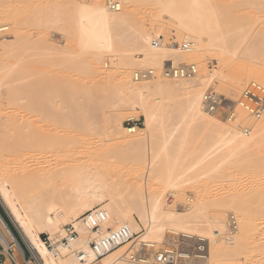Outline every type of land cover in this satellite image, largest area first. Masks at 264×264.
Returning a JSON list of instances; mask_svg holds the SVG:
<instances>
[{"label": "bare ground", "instance_id": "1", "mask_svg": "<svg viewBox=\"0 0 264 264\" xmlns=\"http://www.w3.org/2000/svg\"><path fill=\"white\" fill-rule=\"evenodd\" d=\"M153 1L159 3L161 5L162 11L168 13L165 19L171 27L176 30L180 28L185 31V33L178 41H172L167 47L165 46V43L168 42L166 41V37L159 36L160 46L155 47L152 44V38H149L150 36L148 35L146 36L137 34V36H135L133 34L124 32L118 33L117 29L115 28V26H117V24H119V22H121V20L125 17L124 15L127 12L128 2ZM118 6V10L113 11L109 8V6L97 5L90 12H88L89 14L86 13L85 16L89 18L84 20L83 26L98 25L100 27V31H97L96 34L100 37L103 35L102 42L104 43V47L97 46L94 49L95 54L99 53L100 49H107L106 51L110 52L108 53V56H113L117 59L115 61L117 62V65L120 64L119 66H117L119 68L125 64L124 60L131 59L134 55H142L140 60H143V62H146L148 65H150V69L147 70L153 71L150 76L142 79V81H140L138 85L133 84L130 78H123L120 82H117L118 89H120V101H118L119 99L117 100L119 102H117L118 106L115 112L110 116L106 128L110 133L114 135L115 140L120 144L119 147H123L125 150L127 149V151L125 152H131L133 153V155L139 153L143 155V158H146V154L149 152L150 148L148 145L149 142L147 140L148 133L150 131L151 133L153 132L152 130H150L152 128L161 127L162 123L160 122L161 120L163 122L164 118H162L160 122L159 118L162 117V109L166 108L163 105L171 98L175 99L174 97L176 96H181L180 98H182L183 101L180 102V108L177 109L176 106L177 110L168 112L170 113V118H168L170 120L168 121L169 123H171L169 125H172L173 127L178 125L176 129L173 127L171 128L172 131H169L170 134L172 132L177 133V130H179V128H182L180 127L182 125L185 127L182 128L184 130L183 134L180 133L179 135L178 132V134L172 133L170 135V137L173 139L176 138L174 137L175 135L177 136V139H179L180 136V139L178 140V146L180 142H182L181 138L184 137L185 138L183 141L185 143L180 144V147H182L181 145L186 144L188 138V126L189 129L194 128V131L196 129L197 131L200 129V134L203 137L205 135L208 136V138L205 137L208 139V141H210L209 138L212 139V141L214 140L217 146H228L230 148H234L235 150L239 149L242 154L244 152L247 153L249 151H252L254 147L263 142L264 113L259 119L252 122L250 126V136H248V138H245L244 136V138H241L240 132L234 129V124L230 125L225 120H219L211 113H209V111L203 104V95L206 91L207 86L215 85V83L222 85V87L226 90V92L224 93L234 92L237 89L243 88L244 83L247 79L246 72L250 61H253L255 63L257 62L259 64L255 69L252 70L249 77L253 79L263 80L262 84L264 85V61H262L263 63H261L258 58L262 55L260 51H264V31L256 27L251 29L248 27L249 30L242 34H239L237 31L238 27L236 26L235 21V19L237 18L248 19L251 17H256L258 21L262 20L261 24L264 25V0H122V2L119 3ZM235 8H238V10H234ZM3 13V11H0V30L7 29V27L3 25L7 22L5 18L6 13ZM98 17L100 18L99 21L97 23H94V18ZM20 23L21 21H17V18L16 20L11 22L13 26V34H11L10 37H18V32L21 28ZM75 23L77 24V22ZM75 23L71 24L72 26L70 25V28H72V30L76 31L77 33L78 24L76 25ZM73 25H76L77 30L73 27ZM95 32L96 31H94L93 34ZM79 39H81L80 36L75 35V40L77 42L79 41ZM180 41L192 43L191 48L185 51V53H183L184 51L180 52L175 48V45L180 43ZM100 44L101 43H98L97 45ZM52 46L50 54H52V57H56L58 54L55 55L57 52L54 54V51L56 50L54 48L55 46ZM118 46L126 47V49L127 47L135 46L136 48L131 49V52L125 51L126 49L116 52ZM239 48L242 49L239 50ZM6 49L7 48H4L3 51L6 52ZM80 49H84V46H80ZM76 51L74 48V50H65L63 54L61 52L62 58L61 56L60 58L63 61L60 63L63 66H60L62 68L64 67L65 70L69 68H65L64 65H66L67 63V66H69V56ZM35 52L37 53V51ZM2 53L3 52L1 51V54ZM77 56L79 57L80 62H84V64L86 63V68H83H85L86 71H90L91 63L86 62L87 60L82 57L81 52L78 53ZM183 59L192 62L191 64H193L194 66L198 65L200 73L197 77H186L182 79V82L180 84H173V81L170 82L163 78L160 74V71L154 70L155 67L161 64L162 66L166 67L170 66L171 64L176 65L178 63H182L181 60ZM220 59L225 60L224 65L226 66V68L223 71H217V66H215L213 68L214 70H212L210 67L213 64H208V60H213L218 65V61ZM34 63H36V61ZM4 64H0V85L5 84L6 87L2 91H0V97L4 95V98L6 100V102H4L6 104H4V108H6L7 110L1 111L0 114V134H4L7 141V146H5L4 149H0V202L5 208L11 221L15 225L26 247L31 251L32 255L42 264H81L75 258L74 254L70 251H64L62 255L58 257L50 256L48 248L40 238V234L47 233L49 237L53 239L57 237L63 230V227H60V224H77L79 217L95 207L104 208L109 212L110 223L112 225H115L116 223H125L129 225L131 230L135 233L140 231L139 222L134 216V214L137 213L145 228L142 233L138 234L136 237L134 236L126 244L115 249L107 256L97 261L95 264H150V257L156 255L155 251L148 257L149 260H135L134 262H132V260H129V256L135 251H140L143 245H152L154 247L156 244L169 243L170 239L169 237H167L166 231L174 234H182V236L184 237H197L196 240L198 241V243H200V241H207L209 247V257L205 260H199L198 264H206L208 262V259L210 258V254L216 257L217 263L216 261L214 262L215 264H218L219 262L217 258L220 260L221 256L225 252H227L226 250H224V248H227L228 250L230 249L229 252L233 253L234 249H237L238 246L248 248L249 245L257 242L260 239L259 236L264 235L263 229L258 228L260 223H256L257 218H252L253 216L259 215L264 212V187L263 189L262 187H256V190H252V200L247 203L239 196V193L235 189V187L238 186L237 182L238 179H240L238 175L240 174L241 170H250L248 176H251V178H257V180L261 178L263 179L264 161L261 164H258V168L255 169L253 166H251V164H247L246 166L238 165L240 160L237 159V163H235L237 167L234 168V170H232L231 172H228V170H226L228 172L226 173V176L224 175L225 173H221V170H216L215 173L213 172L214 174H216L214 177L215 179L221 176L220 183L214 179V181H216L215 183L221 184L219 188L225 186L224 180H226L227 178L225 184H230L228 186H231L232 190H230L233 191L231 193L232 195H230L238 201L237 205L233 207L237 208L238 210H245L249 213V215H251L249 219H246V221H249L250 223L236 235L237 242L235 244H229L230 238H226L224 236H221L220 238L214 237L215 231H219V233L222 234L224 232V229H227V231L231 229L230 222L225 221L223 223H219L207 218L203 213V209L198 205L200 202L199 200H197V202L193 204L195 209H193V211L191 210V212H182L180 210L181 208L177 207L175 209H165L161 201L164 194L157 193L155 196L151 191H147V184L150 178L148 174V178L146 176L143 181L139 182V185L137 187H132L129 192L127 191V194H125L126 196H123L122 199L107 192V184L105 182L98 181V176H95L94 174L87 176L84 173L81 165H77L73 169H70V172L68 173V175L73 178L75 186V191L72 195H65L64 189L61 188V183L58 185H53L52 187L44 190L41 189L42 183L48 180L55 169L60 165L61 159L59 160L58 153L61 152V149L56 150L54 147H46V143L39 142L37 140L39 130L36 120H40V118H38V115H41V108L39 109L38 107L39 105H43L46 107L48 106L47 108L50 109L49 114L51 113L50 116H52L53 114H57V112L55 111L56 109H53L54 106H56L55 104L57 96L56 94H52L50 96H47L46 98L44 97L45 99L42 101L43 98H40L39 95L41 94H38V88L36 89L35 87L38 82V78H36L37 68L34 65L33 68H31L33 71V78L28 83V93L21 95L17 94V87L14 81L16 79L15 74L19 71V67H16L15 64ZM56 65L58 67L59 62L56 63ZM83 68L81 71H85L83 70ZM110 70L112 69L110 68ZM60 71H62V69H60ZM232 71H235L236 73V78L234 80H230ZM103 73L109 78L113 76L111 75L112 72L108 70L103 71ZM7 77L9 81L5 80V78ZM160 77L165 79L167 82H160V85L157 86L158 89H156L157 93L155 92L154 96V93H151V88L154 86L151 80L159 79ZM86 80L88 81V79H84V81L80 79L81 82L78 83L80 88L82 86L83 88L86 87H84V85H87ZM75 91L76 93H78L77 90ZM68 93H70V91ZM72 94L75 95L74 92H72ZM218 94L220 96L224 95L223 92H219ZM73 95H71V97ZM76 96H78V94ZM67 98L68 97H66L65 99ZM73 98L75 99L76 97ZM166 98L169 99H167V101L158 103L162 99L166 100ZM69 99L70 98H68L67 100ZM173 99L172 101H174ZM231 99L232 98H228L225 96L222 98V102L224 101L230 104L231 101V104L235 106V103L232 102ZM172 101L170 100V102ZM170 102H167L166 106H168V103ZM0 105L3 106V103H1V101ZM175 105L177 104H174V107ZM86 107L85 109H87ZM125 108L140 110L141 115L144 118L143 128L136 127L132 132V129H129V127H126L124 125L125 121H131L135 119V116L132 113L128 114L126 118L123 117L125 115H122V113ZM167 111L168 110H166V113ZM62 112L58 113L60 114V118L62 117L61 122L64 125L62 126L65 127H62V131H64V134L66 135H71L73 130H78L75 129L77 125H74V123L72 122L73 119H69L72 118V115L70 116L68 111L63 113V115ZM41 116H43V114ZM97 117L98 116H96V118ZM52 119L55 120L54 117ZM75 120L76 119L74 118V121ZM156 123H160L159 126L155 127L154 124ZM71 125L75 127H72ZM80 126L81 125H79L77 128H79ZM80 128H82L83 130L82 126ZM185 129L187 131H185ZM86 132L85 134L88 133ZM164 133L165 132H163V134ZM185 133L187 136L185 135ZM164 137L169 138V141L173 140L168 137V132ZM208 141L206 140L204 142ZM166 143L167 147L170 146L169 142L166 141ZM47 149L53 150L48 160L44 159L43 156L45 150ZM137 149H140L141 152ZM2 151H7L11 158L8 159L5 155L2 154ZM190 155H187L186 158L184 156V158L188 161L189 159L187 158H190ZM193 156L194 155H192V157ZM192 157L190 158V161H193H188L187 165L184 164L186 167L182 171L185 170V172L191 173V171L193 170L192 168L197 167L200 170L207 166L205 161H203L202 164L198 165L196 160H194V157ZM13 158L20 161L16 167L11 166V163L13 165L15 163V160L12 161ZM176 159H178V156ZM169 164V169L174 171V168L171 169V167L175 164H171V162ZM197 168L196 170L198 172L199 170ZM222 174L226 178H223ZM207 176H209V174H203L200 178L196 179L195 182H198L197 185L202 184L203 186L209 182H206L207 179H213H209ZM216 176L218 177L216 178ZM187 177L188 176L185 174V176L182 177L181 183H186L191 180V178ZM221 178H223L224 180ZM222 180L223 183L221 182ZM218 200L223 201V198L220 199L216 197L215 202L218 203ZM150 203L152 204L150 205ZM190 208L191 207H189V209ZM226 216L228 218L229 213H226ZM214 223H217L216 226L218 229L216 227H213ZM0 241L6 248L11 247L14 250V253L16 250L20 258H22L23 249L1 215ZM133 245H135L136 247L133 248ZM6 263H8V260H6ZM165 264L184 263L178 260H173ZM187 264H194V262H188Z\"/></svg>", "mask_w": 264, "mask_h": 264}, {"label": "rangeland", "instance_id": "2", "mask_svg": "<svg viewBox=\"0 0 264 264\" xmlns=\"http://www.w3.org/2000/svg\"><path fill=\"white\" fill-rule=\"evenodd\" d=\"M110 1L111 0H0V11H3L4 12L3 14L6 13L5 18L7 20V22L3 24L7 27V29L3 30L2 32L0 31V64H4V63H5L4 65L15 64L16 67H19L18 68L19 71L15 74L16 79L14 81L17 87L16 90L17 94L21 95L28 93L29 91L28 83L33 78V71L31 68H33L34 65L37 68L36 78H38V82L35 85V87L36 89L38 88L37 89L38 94H41L39 95L41 99L43 98L42 101L47 96L56 94L57 96L56 104H55L56 106H54L53 109H56L55 111L57 112V114L63 111L62 115L63 113L68 111L69 115L70 116L72 115L71 116L72 118L69 119L70 120L73 119L72 122L74 123V125H77L75 129H78V130H73L71 135L64 134V131L62 130L65 127H63L64 125L61 122L62 117L60 118L59 116L60 114L58 115L53 114L52 116L55 119L53 120L52 119L53 117L50 116L51 113L49 114L50 109L47 108L48 106L46 107L43 105H39L38 108L39 109L41 108L40 114L41 115L43 114V116L38 115V118H40V120H36V122L38 123L37 125L39 130L37 140L39 142L46 143L45 144L47 145L46 147L48 146L51 148L54 147L56 150L61 149L60 150L61 152L58 151L59 152L58 158L59 160L61 159L60 165L58 166V168L55 169V171L52 173L49 179L44 181V183H42L41 189L44 190L52 187L53 185H58L61 183L62 185L61 188L64 189L65 195L66 194L72 195L75 191V186H74L73 178L70 177L68 173L70 172V169H73L77 165L78 166L81 165L84 173L87 176L92 174L98 176L97 178L98 181L105 182L107 184L106 186L107 192H109L113 196L122 199L123 196H126L125 194H127V191L129 192V190L132 187H137L139 185V182L143 181L146 176L148 178L149 175L150 178L147 184V189H148L147 191H151L152 193H154L155 196L157 193L164 194L162 196L161 201L165 209H171V208L175 209L177 207V208H181L180 210L182 212H186V211L191 212V210L193 211V209H195L193 204L197 202V200H199L200 202L198 205L203 209L204 211L203 213L205 214V216L215 222H219V223H223L225 221L229 222V217L227 218L226 213L233 214L236 219L237 230L229 229L227 231V229H224V232L222 234L219 233V231L218 232L215 231L214 237L220 238L221 236H224L226 238H230L229 244H235L237 242L236 235L238 234V232L242 231V229L246 225L250 223L249 221L247 222L246 219H249L251 215H249V213L245 210H238L237 208L233 207L237 205L238 201L231 196L232 195L231 193L233 192L231 191L232 187L228 186L230 184H225V181H227V178L225 176L226 173L231 172L232 170H234V168L237 167L235 164L237 163V159L240 160L238 165L246 166L247 164H251V166L257 169L259 166L258 164H261L264 161V140L261 144H258L256 147H254V149L252 150L253 152L249 151L247 153L244 152L242 154V152L239 151V149L235 150L234 148L232 147L230 148L228 146H221V147L217 146L214 140L212 141V139L209 138L210 141H208L207 139L208 136L205 135L203 137L200 134L201 133L200 129H199L200 132L199 130L197 131V129L194 131V128L192 126L191 127L193 129L191 128L189 129L188 126V129L186 127V129L188 130L187 133L188 136L185 133V135L188 137L187 141L185 140L186 144L181 145L182 147H180V144L185 143L183 141L185 135L182 136L184 138H181L182 142H180L178 146L179 143L178 140L180 139V136L179 139H177L176 135L174 136L176 137L174 139L170 137V135L173 132L170 134L169 131L170 132L172 131L171 128L173 126L169 125L171 123H169L168 121L170 120L168 119L170 118L169 117L170 113L168 112L170 111L172 112V110L174 111L180 108L179 106L181 104L180 102L183 101V99L180 98L181 96L178 97L176 96L174 97L175 99L173 98L170 99L171 101L172 99L174 100L172 102H170V100L167 101V99L169 98H166V100L162 99L161 101L158 102L160 103L167 101L170 102L171 104L168 103V106H166L167 105L166 102L163 105L166 108L162 109L163 111L161 114L162 117L159 118V122L162 118H164L163 122L162 120L160 122L162 123L161 127L152 128L150 130H152L153 132L151 133L150 131L148 133L147 140L149 142L148 145L150 148L148 152L149 154L148 153H147L148 155L146 154V158L145 157L143 158V155L139 153L138 156V154L133 155V153L131 152H125L127 151V149L125 150L123 147H119L120 144L115 140L114 135L110 133L106 128L110 116L112 115V113L115 112L118 106L117 102L120 101V97H119L120 89H118L117 82H120L123 78H127V79L130 78L133 84L138 85V83L142 80L136 81L134 79V73L150 69V65H148L146 62H143V60H140L142 55L140 56L134 55L131 59L124 60L125 64L119 68L117 66H119L120 64L118 63L119 65H117V62L115 61L117 59L114 58L113 56L109 57L108 53L110 52L106 51L107 49L106 50L100 49L99 53L96 54L94 53V49L97 46L104 47V43L102 42L103 35L100 37L96 34L97 31H100V27L98 25L83 26L84 20L89 18L85 15L86 13L89 14L88 12H90L97 5L108 6ZM114 1L118 5L119 3L122 2V0H114ZM234 10H238V8H235ZM167 14H168L167 12L162 11L161 5L156 1L128 2L127 12L124 15L125 17L121 20V22H119V24H117V26H115V28L117 29L118 33L124 32V33L133 34L135 36H137V34L146 35V36L148 35L150 36L149 38H152V40L153 38H159V36L166 37L167 38L166 41L168 42L165 43V46L167 47L170 45L169 43H171L172 41L175 40L178 41L181 38V36L185 33L183 29L178 28L176 30L170 26V24L165 19ZM16 18L17 21L19 22L21 21L20 23L21 28L18 32V37L13 38L10 37L11 34H13L12 32L13 26L11 22L16 20ZM99 19H100L99 17L94 18L93 22L97 23ZM235 21H236V26L238 27L237 31L239 34H242L247 30H249V28L251 29L254 27L264 31V25L261 24L262 20L258 21L256 17H251L248 19L237 18L235 19ZM75 22H77L78 24V30L76 28L77 24ZM73 23L76 24L73 25V27L76 28L77 33L76 31L72 30V28H70L72 26L71 24ZM94 31L96 32L93 34ZM75 35H79L81 38L79 39L78 42L75 40ZM98 43L101 44L97 45ZM52 45L55 46L54 48L56 50L54 51V54L57 52L55 55L58 54L59 57L58 55L56 57L55 56L52 57V54H50ZM2 46H6V47H2ZM7 46L11 48H8ZM80 46L81 47L84 46V49H80ZM4 48H7L6 52L3 51ZM74 48L75 51L76 50L77 51L69 56L70 59L68 60L69 66H67V63L66 65H64L65 68L68 67L69 68L65 70L64 67L63 68L61 67L63 65H61L60 63L63 61L61 59L62 54L65 50L67 49L74 50ZM117 48L118 49L116 50V52L123 51L126 49V47H122V46H118ZM133 48H136V46L127 47L125 51L131 52V49ZM240 49L242 48H239V50ZM1 51L3 52L2 54ZM35 51H37V53ZM80 52L82 54V57L87 60L86 62L91 63L90 64L91 69L89 68L90 71L88 70L89 72L86 71L85 69L86 63L84 64V62L83 63L80 62V59L77 56V54ZM183 53H185V51ZM260 53H262L263 56L260 54L261 56H259L258 58L261 61V63H263L262 61H264V51L263 52L260 51ZM57 58H59L60 60ZM35 61L36 63H34ZM208 61H209L208 64L211 65L213 64L212 66L210 65L211 66L210 68L212 70H214L213 68L215 66H217L216 69L217 71H223L226 68V66L224 65L225 60L223 59H220L218 61L219 62L218 65L213 60H208ZM58 62L59 65L57 67L56 63ZM181 62L189 63V64L192 63L190 61H187L186 59L181 60ZM182 63H178V64H182ZM256 63L250 61L246 72L247 79L246 82L244 83V87L251 81L263 83L262 82L263 80L261 79H253L249 77L252 70L255 69L259 64ZM162 67H163L162 64L158 65L157 67L154 68V70L160 71ZM195 67L197 69V73L194 75V77H197L200 73V70L198 68V65H196ZM82 68L86 72L81 71ZM110 68L112 70H110ZM60 69H62V71H60ZM106 70L112 72L111 75L113 76L110 78L107 77L103 73V71ZM235 78H236V73L235 71H232L230 80H234ZM80 79L82 81H84V79H88V81L86 80L87 85H84V87L86 86L85 88H83V86L81 88L79 87L78 83L81 82ZM5 80L9 81L8 77L5 78ZM166 80L163 79L162 77H160L159 79L151 80V82L154 84V86L151 89L152 90L155 89L154 91L151 90V93L153 92L154 94L153 93L152 94L154 96H155V92L157 91L156 89H158L157 86L160 85V82L162 83V81H166ZM168 81L172 82L171 80ZM181 82L182 80L173 81L172 83L180 84ZM5 87H6L5 84L0 85V91H2ZM243 88L237 89L234 92L227 91L228 93H224L226 92V90L222 87V85L215 83V85L207 86L204 94L213 93L216 96L218 95V97H220L221 100L223 97L226 96L228 98H232L231 99L232 102L235 103L239 98ZM68 90L70 91V93H68L69 92ZM75 90H77L78 93H76ZM72 92H74L75 95H73ZM219 92H223L224 95L220 96L218 94ZM77 94L78 96H76ZM71 95L73 96L71 97ZM1 97H0L1 98L0 101L1 103H3V106H1L2 104L0 105V114L1 111L7 110L6 108H4V104H5L4 102H6L4 95ZM66 97L70 99L67 100L68 98L65 99ZM73 97L76 98L74 99ZM174 104L177 105H175L174 107ZM223 104L226 106L234 107V113L236 111L235 113L236 115L234 116L233 119L228 120V117L225 116L222 113V111L218 112V114L215 115L212 113L211 114L219 120H223V121L225 120L230 125L234 124L233 125L235 127L234 129L237 131H239L238 125H243L250 129L252 122L257 120L247 116L245 113H243L240 110V108L232 105L231 101L230 104L223 101ZM41 106H43L44 108ZM85 107L87 109H85ZM125 109L123 110L122 113V115H125L123 117L126 118L128 114L132 113L135 116V119L131 120L129 123L132 125L137 124L136 125L137 127L143 128L144 118L141 115L140 110L139 109L133 110L131 108H125ZM166 110H168L167 111L168 114L166 113ZM96 116L98 117L96 118ZM74 118L76 119L75 121ZM160 123L154 124L155 127L159 126ZM79 125L83 127V130L82 128H80L81 126L77 128ZM124 125L127 127L126 121L124 122ZM71 126L75 127L73 125ZM177 126H174L173 128L176 129ZM180 127L183 128L184 126L182 125ZM161 128L162 129L164 128L163 129L164 131ZM182 128H179V130ZM186 129L185 131H187ZM179 130H177V133L174 131L175 133L173 134H178V132L179 135L180 133L183 134L184 130L183 129L180 130L181 132ZM85 132L87 134H85ZM163 132L165 133L163 134ZM167 132H168V137H170V139L173 140L169 141V138L164 137L167 135ZM248 136H244V137L248 138ZM242 137L243 136L241 135V138ZM206 140L208 142H204ZM166 141L169 142L170 146L167 147ZM5 146H7L6 138L4 134H0V149H4ZM164 146H166L167 148ZM52 151L53 150L51 149L45 150L43 154L44 159L48 160L52 154L51 153ZM2 154L5 155L8 159L11 158L7 151H2ZM187 155H190L191 157L192 155H194L193 156L194 160H196L198 165L202 164L203 161H205L207 166L200 170L197 167L192 168L193 170L191 171V173L185 172V170L182 171L186 167L184 164L187 165L188 161H190L191 158V157L187 158L189 159L187 161L185 159ZM175 156L176 158L178 156V159H176ZM14 160L15 163L14 165L11 163V166L16 167L20 161L18 159L13 158L12 161ZM170 162L171 164H175L174 166L171 167V169L174 168L173 169L174 171L169 169ZM196 168L199 170L198 172ZM194 169L196 173L194 172ZM216 170H221V173L223 174L225 173L224 174L225 176H223L222 174V177L223 178L225 177L226 180L221 178L224 180L225 186H222L223 188L222 187L219 188L221 186V184H219L221 176L219 177L216 176V178L218 177L217 178L218 180L214 178L216 175L214 174ZM226 170H228V172ZM183 172L188 176L187 178H191L190 181L186 183H181L182 177L185 176ZM249 173L250 170L247 171L241 170L240 174L238 175L240 177V179H238L237 182L238 186L235 187V189L239 193V196L242 199H244L246 203L252 200L251 198L252 190H256V187H262V189L264 187V178L257 180V178L255 179V178H251V176H248ZM203 174H207V175L209 174V176L207 177L209 179L210 178L213 179L212 180L207 179L206 182L208 181L209 182L203 186L202 184L197 185L198 182H195V180L200 178L201 175ZM214 179L219 183H215L216 181H214ZM223 180L221 181L222 183ZM216 197L220 199L223 198V201L218 200V203H216L215 202ZM151 204L152 203H150V205ZM189 207L191 208L189 209ZM0 212L2 213L7 225L10 227L12 233L20 243L21 247L23 249H26L25 243L23 242L19 232L17 231L15 225L11 221L10 217L8 216L1 202H0ZM134 216L136 217L140 225L139 228L140 231L136 233L138 235L142 233L145 230V228L144 225L142 224V221L138 217L137 213H135ZM252 218H257L256 223H260L258 228L263 229L264 231V212L259 215L253 216ZM63 225L65 224H60V227H63ZM216 225L217 223H214L213 227L217 228ZM166 235L170 239L169 243L156 244L153 248L150 249L148 248L149 250H147L146 253L147 252L152 253V250L156 252V250L160 248H166V246H169L174 250L181 249L182 247L183 248L191 247L195 242H198L196 240L197 237L195 238L184 237L182 236V234H174L168 231H166ZM47 236H48L47 233L40 234V238ZM259 238L260 239L257 242L252 243L251 245H249L248 248L247 247L243 248L241 246H238L237 249H234L233 253L229 252L230 249L228 250L227 248H224V250H226L227 252H225L221 256L220 260L217 258L219 262L218 264H255V263L264 264V235L259 236ZM135 247L136 246L133 245V248ZM15 254L18 257V261H21V258L16 250H15ZM211 256L212 254H210V258L208 259V262L206 264H215L214 261H216V257L212 256L211 258ZM193 262L194 264L195 263L198 264V261H193V260H191L189 263H193Z\"/></svg>", "mask_w": 264, "mask_h": 264}, {"label": "built area", "instance_id": "3", "mask_svg": "<svg viewBox=\"0 0 264 264\" xmlns=\"http://www.w3.org/2000/svg\"><path fill=\"white\" fill-rule=\"evenodd\" d=\"M113 11L118 10L119 6L111 0L108 4ZM3 31V30H0ZM152 44L160 46V39L153 38ZM192 43L181 41L175 45L179 51H187L191 48ZM152 70H144L134 73V79L142 80L152 74ZM197 69L193 64L182 63L178 65L171 64L170 66L162 67L160 74L163 78L171 81H180L186 77L194 76ZM152 76V75H151ZM203 104L212 114L222 113L228 117V120L235 116L234 107L223 104L220 97L213 93H205L203 95ZM235 106L247 116L253 119H259L264 113V85L262 83L251 81L241 91V94ZM126 121L127 127L133 130L137 124H130ZM238 130L242 136H248L250 129L243 125H238ZM230 228L237 230L236 219L233 214H229ZM10 228V227H9ZM137 234L131 230L129 225L125 223L112 225L110 223L109 212L101 207H95L81 217L77 224L67 223L63 225L62 232L55 238L42 237L48 252L52 257L62 255L64 251H70L81 264H95L97 261L107 256L115 249L126 244ZM160 248L156 250V255L150 257V264H165L167 262L178 260L187 264L191 260H205L209 257V247L207 241L195 242L191 247H182L181 249ZM148 248H153L152 245H143L140 251H135L130 254L129 260H149L151 253H146ZM23 249V248H22ZM154 250H152V253ZM8 260V263H6ZM0 264H42L38 261L26 247L22 250L21 261H18L14 250L11 247H5L0 241Z\"/></svg>", "mask_w": 264, "mask_h": 264}, {"label": "trees", "instance_id": "4", "mask_svg": "<svg viewBox=\"0 0 264 264\" xmlns=\"http://www.w3.org/2000/svg\"><path fill=\"white\" fill-rule=\"evenodd\" d=\"M0 215L2 216V218L4 219V217H3V215H2V213L0 212ZM4 221H5V219H4ZM6 222V221H5Z\"/></svg>", "mask_w": 264, "mask_h": 264}]
</instances>
